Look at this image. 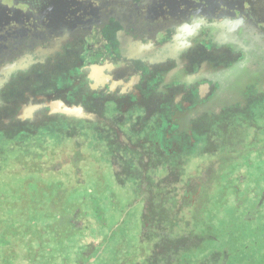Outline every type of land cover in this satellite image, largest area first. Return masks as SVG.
I'll use <instances>...</instances> for the list:
<instances>
[{"label":"flooded vegetation","instance_id":"flooded-vegetation-1","mask_svg":"<svg viewBox=\"0 0 264 264\" xmlns=\"http://www.w3.org/2000/svg\"><path fill=\"white\" fill-rule=\"evenodd\" d=\"M251 1L0 0V124L26 134L57 121L74 173L94 140L104 147L100 176L79 178L70 207L96 216L93 252L135 235L147 194L168 182L142 167L147 153L171 180L198 161L195 213L217 171V138L228 136L230 156L246 153V167L264 163V0ZM123 189L134 194L127 204Z\"/></svg>","mask_w":264,"mask_h":264},{"label":"rangeland","instance_id":"rangeland-1","mask_svg":"<svg viewBox=\"0 0 264 264\" xmlns=\"http://www.w3.org/2000/svg\"><path fill=\"white\" fill-rule=\"evenodd\" d=\"M54 122L26 134L0 124V264H264V163L246 167V153L230 156L228 136L217 138V171L204 178L199 213L191 199L198 186L188 183L198 174V161L191 162L187 176L177 170L171 180L164 173L169 167L158 162L157 154L147 153L152 162L142 167L169 180L147 194L136 234L121 240L117 236L119 242H111L104 253L93 252L90 245L100 237L96 216L86 210L85 222L70 210L78 203L72 192L79 188V178L91 177L94 183L100 176L95 160L104 157V147L94 140L95 147L84 152L81 170L74 173V146L58 136L67 129ZM172 189L178 190L173 203L155 200ZM120 196L126 204L134 198L132 190L123 189Z\"/></svg>","mask_w":264,"mask_h":264},{"label":"water","instance_id":"water-1","mask_svg":"<svg viewBox=\"0 0 264 264\" xmlns=\"http://www.w3.org/2000/svg\"><path fill=\"white\" fill-rule=\"evenodd\" d=\"M50 1V3L52 2V0H14L15 4H19V3H26V4H31V5H44L47 4ZM255 2L254 4H259V6L262 4L263 0H252L251 2ZM253 5V3H251ZM48 6V4H47ZM254 6V5H253ZM262 7V6H261Z\"/></svg>","mask_w":264,"mask_h":264}]
</instances>
